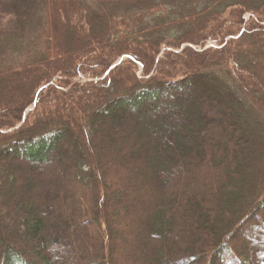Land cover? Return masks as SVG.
<instances>
[{
	"label": "trees",
	"instance_id": "16d2710c",
	"mask_svg": "<svg viewBox=\"0 0 264 264\" xmlns=\"http://www.w3.org/2000/svg\"><path fill=\"white\" fill-rule=\"evenodd\" d=\"M0 264H264V0H0Z\"/></svg>",
	"mask_w": 264,
	"mask_h": 264
},
{
	"label": "rangeland",
	"instance_id": "374dc122",
	"mask_svg": "<svg viewBox=\"0 0 264 264\" xmlns=\"http://www.w3.org/2000/svg\"><path fill=\"white\" fill-rule=\"evenodd\" d=\"M208 46H210V45H208ZM140 72V71H139ZM89 78H88V76L86 75V76H82L81 77V79L80 80H82V81H85V80H88ZM5 85V84H4ZM4 85H2L1 86V88H3V86ZM9 88V87H8ZM142 139V138H141ZM113 141V140H112ZM113 144H115V142L113 141L112 142ZM133 171V170H132ZM132 177H133V175H131ZM93 187V185L92 184H90L89 185V189H91ZM123 189H120V188H118V189H116L115 191H114V193H116V196H117V199H118V201H120V203L117 205V207H116V213L117 214H121V213H123V212H125V211H128V209H130L131 208V206L132 205H130V204H128L127 206H124V205H122V199H121V197H123V193L121 192ZM149 195L148 194H146L145 196H144V198H147ZM9 200H11V207H12V209L14 210V211H18L19 212V210H21L22 209V206H21V204H20V202L19 201H16L15 203L12 201V199H9ZM145 200V199H144ZM10 206H8V208H11ZM119 209V210H118ZM110 210H111V212L112 213H114V215H115V211H114V208H110ZM116 214V215H117ZM114 221H116V223L118 222V220H117V218H115V220ZM26 236V238H27V242H29L28 240H29V236H28V234L27 233H23V234H21L20 235V237L22 238V237H25ZM143 236H145V232H142V233H139V234H137L136 235V237H135V239L130 243V244H122L121 245V248H119V252H128V251H131V250H133L134 249V247L135 246H137V241L139 240V239H141V237H143ZM33 242V246L34 247H36L37 246V243L35 242V241H32Z\"/></svg>",
	"mask_w": 264,
	"mask_h": 264
}]
</instances>
